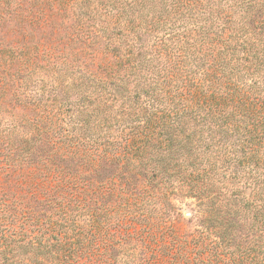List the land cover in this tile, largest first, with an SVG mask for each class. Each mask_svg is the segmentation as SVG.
<instances>
[{
	"label": "trees",
	"instance_id": "1",
	"mask_svg": "<svg viewBox=\"0 0 264 264\" xmlns=\"http://www.w3.org/2000/svg\"><path fill=\"white\" fill-rule=\"evenodd\" d=\"M0 264H264V0H0Z\"/></svg>",
	"mask_w": 264,
	"mask_h": 264
},
{
	"label": "rangeland",
	"instance_id": "2",
	"mask_svg": "<svg viewBox=\"0 0 264 264\" xmlns=\"http://www.w3.org/2000/svg\"><path fill=\"white\" fill-rule=\"evenodd\" d=\"M178 205L184 216L182 218V221L177 224V226L182 230L193 228L196 222V216H198L195 200L191 198H183L181 199V201H179Z\"/></svg>",
	"mask_w": 264,
	"mask_h": 264
}]
</instances>
